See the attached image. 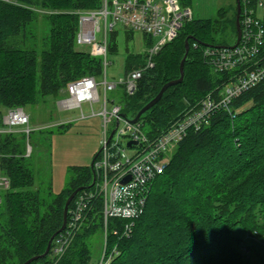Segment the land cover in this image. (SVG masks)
I'll list each match as a JSON object with an SVG mask.
<instances>
[{
  "label": "trees",
  "instance_id": "16d2710c",
  "mask_svg": "<svg viewBox=\"0 0 264 264\" xmlns=\"http://www.w3.org/2000/svg\"><path fill=\"white\" fill-rule=\"evenodd\" d=\"M191 2L180 0L183 6L191 7ZM101 4L102 0H0V110L37 105L59 95L71 81L102 73V59L78 49L76 43V12ZM236 16L237 4L234 10L219 8L213 18L186 21L178 36L154 56V66L139 79L137 92L123 96L126 113L135 117L164 84L180 78L187 39L190 48L183 81L169 87L141 120L149 123L150 132L162 131L207 94L220 92L232 74L214 72L204 50L235 44ZM41 18L48 21V33L39 52L18 41L26 39L28 28ZM225 26L236 35L233 43L216 37ZM145 37L146 47L152 46V37ZM110 50L116 46L109 44ZM144 58L143 53H129L126 72L142 67ZM252 61L244 67L252 66ZM229 107L232 112L220 109L209 126L191 130L179 143L164 173L153 181L132 235L110 234V242L115 241L119 250L110 264H258L260 258L264 264L260 243L253 241L245 252L243 239L234 235L241 227L248 233L258 231L264 239V230H259L264 227V82L235 98ZM21 138L14 131L0 133V172L10 183L0 193V264H24L41 256L63 225L68 197L81 186L86 188L70 204L66 229L56 234L48 255L29 264H90L88 241L98 228H104L103 198L95 183L91 186L93 169L71 167L70 179L59 193L53 191L52 182L46 188L36 186L23 151L27 134L22 132ZM83 193L93 196L67 236L71 210ZM62 234L68 244L57 254L54 245ZM108 243L109 239L111 248Z\"/></svg>",
  "mask_w": 264,
  "mask_h": 264
},
{
  "label": "built area",
  "instance_id": "2783aa9c",
  "mask_svg": "<svg viewBox=\"0 0 264 264\" xmlns=\"http://www.w3.org/2000/svg\"><path fill=\"white\" fill-rule=\"evenodd\" d=\"M76 13L79 15L77 46H88L91 55L102 59L105 75L102 82L104 100L102 109L97 112L103 118V137L100 154L94 164V183L96 191L103 198L107 244L110 234L119 237L132 235L136 219L145 211L153 181L164 173L173 149L189 132L209 126L214 114L220 109L232 112L229 106L235 98L264 82V0H241L242 36L237 46H208L204 50V56L213 71L232 74L230 81L220 92H211L193 108L186 109L164 130L153 132L145 129L146 123L141 119L130 122L134 117L126 113L123 96H132L137 92L139 79L154 66V56L178 36L186 21L194 17L192 8L183 6L179 0H102L100 8L79 10ZM118 25L150 35L153 44L147 49L142 67L128 71L118 82H109L106 73L109 65V35L114 33ZM99 32H103L102 40L98 39ZM246 61H252L249 71L244 69ZM98 85L97 77L94 76H83L69 82L64 88L66 96L59 100L58 106L61 109H82V104L89 102L93 107L94 102H101ZM119 89L120 101L112 100V107L108 108V91ZM93 114H96L94 110ZM29 121L24 108H4L0 110V133L13 132V126L27 125ZM25 130V133L30 134L29 127ZM126 178H129L128 181H124ZM9 184V179L0 172V189L8 188ZM90 196L84 194L76 200L71 210L67 236L82 219L83 209L88 205ZM115 221L121 226L111 228L110 224ZM66 234L56 239L55 253L61 254L65 250L68 244ZM257 239L264 252V241H261L259 232L255 230L249 233L248 240L255 242ZM114 249L117 256V246ZM242 249L249 252L246 244H242ZM105 254L104 249L98 264H110L112 256L107 257Z\"/></svg>",
  "mask_w": 264,
  "mask_h": 264
},
{
  "label": "rangeland",
  "instance_id": "374dc122",
  "mask_svg": "<svg viewBox=\"0 0 264 264\" xmlns=\"http://www.w3.org/2000/svg\"><path fill=\"white\" fill-rule=\"evenodd\" d=\"M228 3L234 10L236 0H192L191 8L195 18L208 19L215 17L219 8H230L227 6ZM259 13L263 14L261 10H259ZM47 22L45 18L36 21L32 27L28 28L26 39L20 38L18 42L21 43L23 40L26 46L37 47L39 52L42 51L48 33ZM228 29L225 26L222 32L216 33L217 39L233 43L236 35H232ZM114 32V34L110 33L109 35L110 44L116 46V50H110L108 53L109 65L106 73L109 82H118L124 78L125 73H127L126 57L129 53L147 55L148 49L146 47L145 33L132 31L122 25H118ZM128 32H132L133 35L129 37ZM97 36L99 40H102L103 32H99ZM78 49L89 53L88 46L79 47ZM103 71L102 68V73L97 77L101 102H94L93 107H91L89 102H84L82 109L80 107L61 109L58 106V102L66 96L64 90H61L57 96H48L37 105L26 106L24 110L29 115V124L13 126V131L20 139H22V132H26L25 129L27 127L31 129V134L26 133L27 138L22 140V144L30 167L35 173L36 186L41 185L46 188L52 182L54 192L63 191L70 179L71 172L69 169L73 166H90L94 156L101 149L103 118L97 112L102 109L104 100L102 82L105 75ZM120 95V89L108 91L107 96L110 100L108 108L112 107V100L120 101ZM125 102L126 100L123 99L122 103L125 104ZM93 110L96 114H93ZM65 123V127L59 128L60 124ZM145 129H150L149 123L146 124ZM176 150L177 147L173 149L172 154ZM0 193H2V189H0ZM83 195L84 193L78 197L80 198ZM259 230H264V227L259 228ZM234 235L243 239L244 244H252V240H248L249 233L243 228H236ZM108 239V244L112 245L111 248L106 244L104 228H98V231L91 236L88 241L92 250L90 264H98L104 249L107 257L112 256L110 263L115 259L114 248L116 247V242H110V238ZM261 241L264 240L262 239ZM255 243L258 244L260 241L257 239ZM260 256L264 258L263 251L260 252ZM259 260L256 263L261 264V258Z\"/></svg>",
  "mask_w": 264,
  "mask_h": 264
},
{
  "label": "water",
  "instance_id": "95a60500",
  "mask_svg": "<svg viewBox=\"0 0 264 264\" xmlns=\"http://www.w3.org/2000/svg\"><path fill=\"white\" fill-rule=\"evenodd\" d=\"M236 4H237V16H236L237 39H236L235 44L230 46L232 48L239 44V42L241 40V36H242V27H241V21H240L241 0H236ZM189 48H190L189 40L187 39L186 40V54H185L184 58L182 59L181 65H180V72H181L180 78L175 79V80H171V81L167 82L166 84H164L163 87L161 88V90L159 91V93L153 99H151L145 106H143V108L140 109L138 114L133 119H131L130 122L135 123V122L139 121L141 119V117L144 115V113H146L150 108H152L154 105H156L160 101V99L162 98V96L164 95V93L166 92V90L169 87L177 85V84H179V83H181L183 81L184 75H185V72H184L185 71V68H184L185 67V61L187 59V54H188ZM123 116L125 117L126 115L123 114ZM131 144H132V142L129 143V145H131ZM99 154H100V150L97 152V154L94 156V158H93V160L91 162L90 166L93 169V172H94V164H95V161H96L97 157L99 156ZM128 179L129 178H126L124 181H128ZM94 182H95V173H94V180H93L91 186L94 184ZM85 188H86L85 186H81V187L77 188L68 197V199L66 201V204H65V207H64L63 225H62V227L59 229V231L57 233H61L62 231H64L66 229L67 223H68V214H69L70 204L74 200V198L78 194V192L83 190V189H85ZM57 233H55L51 237V239L49 240V244L47 246L46 251L41 256L32 257L31 259H29L24 264H29L30 262H32L33 260H35V259H37L39 257H45L46 255H48L50 250H51V248H52V243H53V240H54V238H55Z\"/></svg>",
  "mask_w": 264,
  "mask_h": 264
},
{
  "label": "bare ground",
  "instance_id": "6f19581e",
  "mask_svg": "<svg viewBox=\"0 0 264 264\" xmlns=\"http://www.w3.org/2000/svg\"><path fill=\"white\" fill-rule=\"evenodd\" d=\"M248 62L250 63L251 61H246V62H244V64H246V63H248ZM244 64H243V65H244ZM250 68H251V66H249V67H244V69H245L246 71H249ZM247 91H248V90H247ZM141 118H142V117H141Z\"/></svg>",
  "mask_w": 264,
  "mask_h": 264
},
{
  "label": "crops",
  "instance_id": "0c3cea01",
  "mask_svg": "<svg viewBox=\"0 0 264 264\" xmlns=\"http://www.w3.org/2000/svg\"><path fill=\"white\" fill-rule=\"evenodd\" d=\"M179 1H180V0H179ZM227 6L231 8V5H230V3H228V5H227Z\"/></svg>",
  "mask_w": 264,
  "mask_h": 264
}]
</instances>
